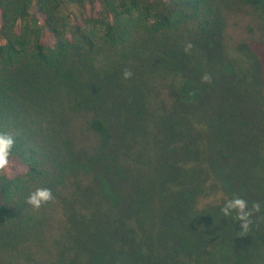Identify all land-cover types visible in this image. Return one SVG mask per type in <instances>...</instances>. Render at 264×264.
I'll list each match as a JSON object with an SVG mask.
<instances>
[{
  "label": "trees",
  "instance_id": "1",
  "mask_svg": "<svg viewBox=\"0 0 264 264\" xmlns=\"http://www.w3.org/2000/svg\"><path fill=\"white\" fill-rule=\"evenodd\" d=\"M253 10L0 0V264H264L261 65L229 57ZM38 187L54 199L33 209ZM233 197L261 205L246 232L221 213Z\"/></svg>",
  "mask_w": 264,
  "mask_h": 264
},
{
  "label": "clouds",
  "instance_id": "2",
  "mask_svg": "<svg viewBox=\"0 0 264 264\" xmlns=\"http://www.w3.org/2000/svg\"><path fill=\"white\" fill-rule=\"evenodd\" d=\"M133 73L125 69L122 73L123 79L127 80L132 77ZM202 82H210V76L205 74L201 77ZM14 145V137L11 134L0 133V174H9L13 171L14 161L11 157ZM54 199L51 189L36 188L30 192L26 198V203L33 209H39L42 205ZM261 205L259 202L248 207V202L240 197H233L225 201L221 208L224 217L232 216L235 213L234 220L238 221L242 227V232H246L251 224L250 217L254 212H259Z\"/></svg>",
  "mask_w": 264,
  "mask_h": 264
},
{
  "label": "rangeland",
  "instance_id": "3",
  "mask_svg": "<svg viewBox=\"0 0 264 264\" xmlns=\"http://www.w3.org/2000/svg\"><path fill=\"white\" fill-rule=\"evenodd\" d=\"M233 12L237 11V7H232ZM251 24L255 27L258 32V37L256 40L251 42V49L249 53H236L230 51L232 55L231 58H235L238 64L246 65L247 60L254 61L257 63L259 61L261 65L262 77H263V88H264V20L262 18L261 11L253 10L246 11ZM232 15V14H231ZM206 188V186H205Z\"/></svg>",
  "mask_w": 264,
  "mask_h": 264
}]
</instances>
